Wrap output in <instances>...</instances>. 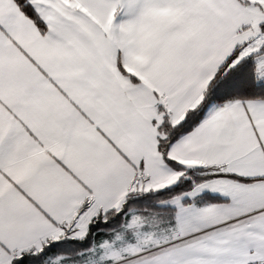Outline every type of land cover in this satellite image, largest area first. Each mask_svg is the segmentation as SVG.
I'll use <instances>...</instances> for the list:
<instances>
[{
    "label": "snow or ice",
    "instance_id": "1",
    "mask_svg": "<svg viewBox=\"0 0 264 264\" xmlns=\"http://www.w3.org/2000/svg\"><path fill=\"white\" fill-rule=\"evenodd\" d=\"M0 264H264V0H0Z\"/></svg>",
    "mask_w": 264,
    "mask_h": 264
}]
</instances>
